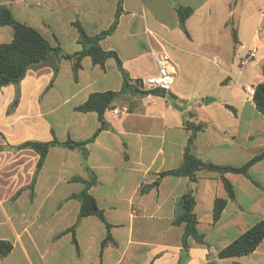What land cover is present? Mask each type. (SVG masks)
<instances>
[{
  "label": "crops",
  "instance_id": "0c3cea01",
  "mask_svg": "<svg viewBox=\"0 0 264 264\" xmlns=\"http://www.w3.org/2000/svg\"><path fill=\"white\" fill-rule=\"evenodd\" d=\"M118 1L0 4L71 53L82 49L73 21L91 35L100 33L113 23ZM177 4L193 8L186 20L189 35ZM13 37L12 26L0 25V44ZM101 45L118 53L131 85L156 74L153 50L166 51L175 64L172 88L147 95L135 87L119 95L110 107L128 112L105 111V127L85 149L51 146L37 172L35 149L10 146L90 139L101 125L98 113L76 107L93 92L121 90L123 74L113 57L102 67L85 56L77 78L70 59L61 60L54 77L50 59L30 67L18 87L0 88V239L13 244L0 264H264V239L250 253L219 255L264 220V157L249 175L209 168L198 170L195 179L160 175L181 165L192 133L188 122L203 125L192 151L204 161L240 167L264 153V113L254 101L255 86L264 82V0H123L118 24ZM222 175L233 185V198ZM86 181H94L89 193L105 219H79L81 202L73 194ZM189 190L207 244L190 237L185 249L184 225L174 218ZM217 198L227 203L215 220Z\"/></svg>",
  "mask_w": 264,
  "mask_h": 264
},
{
  "label": "trees",
  "instance_id": "16d2710c",
  "mask_svg": "<svg viewBox=\"0 0 264 264\" xmlns=\"http://www.w3.org/2000/svg\"><path fill=\"white\" fill-rule=\"evenodd\" d=\"M123 11V0L118 1L115 18L111 26L100 33L91 35L84 28L83 24L76 19L73 25L79 32V42L82 44V49L76 52H67L60 44L53 45L38 29L28 25L27 23L17 20L11 9L6 4H0V25H9L14 29V37L12 41L0 44V88L8 84H15L19 86L21 80L27 74L30 67L43 64L48 60H54V77L59 71L60 62L62 59H70L73 63V71L75 78L78 77V72L82 68V59L85 56H90L94 64L105 66L108 58H115L119 69L123 74V86L119 91L107 90L97 91L89 95L88 99L81 105L77 106V110L81 111H95L98 113L101 125L95 134L85 141H75L67 139L60 141L56 137L49 141L41 140H27L23 143L10 146L11 148H33L40 157L37 164L36 172L41 168L47 152L51 146L63 145L70 148L81 147L85 149L87 142L92 140L100 130L105 127L104 113L113 101L121 94L127 91H133L136 85H131L129 80V73L123 68L122 60L118 53L114 50L104 49L101 45V39L110 34L117 26L119 16ZM179 23L183 31L189 35L186 27L187 18L193 13L191 6L177 4L176 6ZM234 41H237L236 31L233 30ZM264 72V66H263ZM52 84V81L50 85ZM145 94H165L162 89H152L145 91ZM18 95L14 100L12 106L14 107L18 102ZM254 101L257 108L264 113V82H260L255 86ZM192 133L188 139L184 151V158L181 165L175 169H170L161 172L160 175L174 174L187 175L192 179L196 178L198 170L209 168L219 171L224 174L227 171L243 173L249 175L250 166L264 157V153L259 154L249 160L246 164L240 167L229 165H217L212 162H207L196 156L192 151V143L197 133L203 129L202 124H195L188 122ZM4 146H0V149ZM225 188L229 196L234 197V190L232 183L222 175ZM94 181H86V185L79 193L73 194L81 202L79 219L85 215L97 214L102 219L104 218L103 211L98 207L95 198L89 193V187ZM226 199L217 198L214 204V219L217 220L221 215L225 205ZM179 208L176 212L174 223L177 225H184V233L182 237V245L185 249L189 247V238H193L198 243L207 244L204 234L200 233L197 228L198 217L195 212L196 198L192 190L184 193L179 199ZM264 239V220L254 224L252 227L244 231L235 240L230 242L226 247L220 250V257L238 256L252 252ZM106 243V240L104 241ZM13 247V244L8 240L0 239V255L8 254ZM178 264H184L180 259ZM209 264H216L214 261H209Z\"/></svg>",
  "mask_w": 264,
  "mask_h": 264
},
{
  "label": "built area",
  "instance_id": "2783aa9c",
  "mask_svg": "<svg viewBox=\"0 0 264 264\" xmlns=\"http://www.w3.org/2000/svg\"><path fill=\"white\" fill-rule=\"evenodd\" d=\"M153 57L157 65L156 74L148 77H144L138 80L137 82H135V84L137 85V87L141 88L144 92L158 88L167 92L172 88V85L175 80V74H176L175 64L171 59L170 55L166 51L161 49L153 50ZM248 60L249 57L242 59L240 62L241 66L245 65L248 62ZM107 110H109L114 115H119L124 112L125 113L128 112V108L122 109L118 107L115 108L108 107Z\"/></svg>",
  "mask_w": 264,
  "mask_h": 264
}]
</instances>
